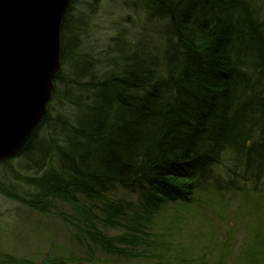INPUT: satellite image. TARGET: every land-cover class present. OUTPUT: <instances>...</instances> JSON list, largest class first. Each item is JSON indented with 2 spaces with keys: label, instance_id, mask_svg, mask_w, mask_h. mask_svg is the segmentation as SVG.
I'll return each instance as SVG.
<instances>
[{
  "label": "trees",
  "instance_id": "obj_1",
  "mask_svg": "<svg viewBox=\"0 0 264 264\" xmlns=\"http://www.w3.org/2000/svg\"><path fill=\"white\" fill-rule=\"evenodd\" d=\"M119 1L145 15L150 36L126 43L118 35L113 58L100 61L80 51L83 21L68 13L62 65L69 74L58 73L65 90L53 100H67L74 120L48 113L46 136L36 132L17 156L33 172L20 176L31 191L15 193L2 182L0 191L40 213L56 201H93L119 187L144 192L156 211L210 187L264 197V5ZM103 65L110 67L102 72ZM226 160L232 165L224 179L216 167ZM92 237L105 248L125 239Z\"/></svg>",
  "mask_w": 264,
  "mask_h": 264
},
{
  "label": "rangeland",
  "instance_id": "obj_2",
  "mask_svg": "<svg viewBox=\"0 0 264 264\" xmlns=\"http://www.w3.org/2000/svg\"><path fill=\"white\" fill-rule=\"evenodd\" d=\"M255 3L263 6L264 0ZM68 10L70 18L83 21L77 30L80 51L100 61L113 58L118 35L126 43L138 34L150 36L145 15L119 0H72ZM60 73L69 74L66 65ZM54 85L47 114L71 122L76 109L60 96L53 100L55 92L65 90ZM47 126L43 121L36 130L40 137L46 136ZM10 160L0 165V182L15 193L30 192L20 176L32 171L23 158ZM231 165L226 160L216 172L227 179L224 171ZM148 199L139 189L119 187L93 201H56L50 212L40 213L0 191V264H264V197L259 194L218 193L210 187L195 193L191 202H166L158 211ZM93 231L125 239L105 248L92 239Z\"/></svg>",
  "mask_w": 264,
  "mask_h": 264
},
{
  "label": "water",
  "instance_id": "obj_3",
  "mask_svg": "<svg viewBox=\"0 0 264 264\" xmlns=\"http://www.w3.org/2000/svg\"><path fill=\"white\" fill-rule=\"evenodd\" d=\"M72 0H0V163L40 128L61 70Z\"/></svg>",
  "mask_w": 264,
  "mask_h": 264
},
{
  "label": "bare ground",
  "instance_id": "obj_4",
  "mask_svg": "<svg viewBox=\"0 0 264 264\" xmlns=\"http://www.w3.org/2000/svg\"><path fill=\"white\" fill-rule=\"evenodd\" d=\"M68 13H69V11H68ZM68 15V14H67ZM67 17V16H66ZM66 19V18H65ZM65 22V21H64ZM64 26V25H63ZM63 41V40H62ZM62 58V57H61ZM61 66H62V64H61ZM61 71V70H60ZM60 73V72H59ZM56 81V80H55Z\"/></svg>",
  "mask_w": 264,
  "mask_h": 264
}]
</instances>
